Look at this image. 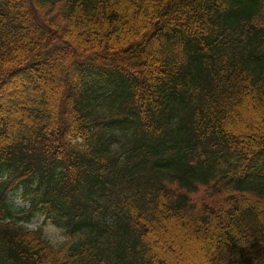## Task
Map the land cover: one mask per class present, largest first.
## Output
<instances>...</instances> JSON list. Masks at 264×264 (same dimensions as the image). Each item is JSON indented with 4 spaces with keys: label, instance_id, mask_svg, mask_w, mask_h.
<instances>
[{
    "label": "trees",
    "instance_id": "1",
    "mask_svg": "<svg viewBox=\"0 0 264 264\" xmlns=\"http://www.w3.org/2000/svg\"><path fill=\"white\" fill-rule=\"evenodd\" d=\"M0 264H264V0H0Z\"/></svg>",
    "mask_w": 264,
    "mask_h": 264
},
{
    "label": "rangeland",
    "instance_id": "2",
    "mask_svg": "<svg viewBox=\"0 0 264 264\" xmlns=\"http://www.w3.org/2000/svg\"><path fill=\"white\" fill-rule=\"evenodd\" d=\"M8 199L13 203V208L16 210L27 211L29 205L23 202L19 197H16L14 192H11L8 195ZM25 225L31 229H36L38 227H42V230L45 236L52 242L53 244H59L63 241L64 235L61 229L55 227L51 224L42 213L33 214L26 222Z\"/></svg>",
    "mask_w": 264,
    "mask_h": 264
}]
</instances>
